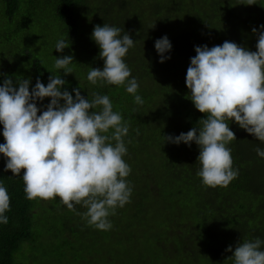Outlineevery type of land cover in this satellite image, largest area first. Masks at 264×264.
Returning <instances> with one entry per match:
<instances>
[{
	"label": "trees",
	"instance_id": "obj_1",
	"mask_svg": "<svg viewBox=\"0 0 264 264\" xmlns=\"http://www.w3.org/2000/svg\"><path fill=\"white\" fill-rule=\"evenodd\" d=\"M241 2L0 0V45L17 46L12 52L0 49V86L6 77L17 88L20 80L29 79L31 91L37 77L47 85L50 75L61 76L65 80L61 91L75 97L73 89L80 88L89 101L93 93L108 95L118 112L117 98L135 101L126 86L92 84L87 79L92 68L104 65L93 29L108 24L121 28V37L128 33L134 40L124 61L131 69L129 79L135 77L139 84L136 95L144 101L138 114L126 106L120 109L129 121L123 159L131 168L126 180L132 194L129 203L108 217L110 230L88 225L81 215L84 207L69 210L59 197L27 199L23 170L19 176L5 171L6 158L0 153V184L10 196L8 222L0 223V264H15L21 244L29 245L40 235L67 264H234L232 252L226 251L229 246L234 251L238 242L264 241V158L256 153L257 147L264 149V142L226 121L236 135L227 147L238 176L227 187L213 188L196 175L201 167L199 146L194 141L191 146L167 142L165 137L199 128V120L206 118L195 108L186 86L196 46L211 48L230 41L256 51L258 32L264 31L260 28L264 0L253 5ZM35 7L46 8L50 18L34 19ZM165 35L172 48L165 53L170 59L161 63L154 45ZM62 38L69 46L61 53L55 45ZM23 52L28 61H15L13 53ZM65 55L73 56L68 66L73 73L67 75L55 68L57 57ZM50 99L37 101L38 115ZM2 131L0 125V143L5 142Z\"/></svg>",
	"mask_w": 264,
	"mask_h": 264
},
{
	"label": "clouds",
	"instance_id": "obj_2",
	"mask_svg": "<svg viewBox=\"0 0 264 264\" xmlns=\"http://www.w3.org/2000/svg\"><path fill=\"white\" fill-rule=\"evenodd\" d=\"M253 5L256 0H242ZM264 29V25H260ZM122 29L104 24L96 25L92 38L100 48L103 68H92L87 79L110 85H125L134 96L135 103L143 104L136 95L139 84L131 76V69L124 61L134 40ZM257 33V29H252ZM67 44L60 39L55 45L63 52ZM160 62L170 59L165 53L172 45L165 35L155 41ZM196 55L190 58L186 73V86L195 108L206 114L199 120L201 127H193L178 136H165L167 142L199 146L201 167L196 175L207 187H227L238 176L232 167L231 149L227 145L236 139L226 121H234L241 128L264 142V31L258 32L256 51H250L235 42L209 48L196 46ZM73 56L57 57L55 68L64 74L73 73L68 67ZM127 82V83H126ZM65 80L61 76H49L47 85L36 79L29 89L30 80L22 79L19 87L6 77L0 86V125H3L4 143L0 153L6 158L5 171L19 176L23 170L26 198L50 200L59 197L69 210L76 205L86 209L82 218L98 230L112 228L108 217L115 215L117 207L130 202L132 188L126 177L131 168L124 161L127 153L124 137L129 125L119 112L113 111L108 95L93 93L89 101L81 95L80 88L73 89L75 97L61 89ZM50 97L41 114L37 101ZM63 101V103H61ZM95 109H98L96 111ZM114 131L109 133V130ZM137 134H139L137 130ZM115 143H112V142ZM130 143V141H129ZM264 158V149L256 148ZM10 209L7 188L0 184V223L6 224L5 212ZM264 241L237 243L232 252L234 264H264Z\"/></svg>",
	"mask_w": 264,
	"mask_h": 264
},
{
	"label": "rangeland",
	"instance_id": "obj_3",
	"mask_svg": "<svg viewBox=\"0 0 264 264\" xmlns=\"http://www.w3.org/2000/svg\"><path fill=\"white\" fill-rule=\"evenodd\" d=\"M37 15L34 17V19H41V20H48L50 18V13L48 10L44 7H35ZM1 39V37H0ZM26 39H24L25 43ZM8 43V42H7ZM23 43V44H24ZM17 46H9L8 44H2L0 45V49H8V51L12 52L13 48H16ZM27 52L23 53H13L15 56V61H24L27 62L28 60L25 57V54ZM11 56L4 57L5 61L9 59ZM4 62V61H3ZM115 105L118 108V112L121 114L123 118V122L125 121L129 123L125 119V116L121 113L122 108L125 109V106L127 107L128 111L133 113V114H138L139 109H140V104L135 103V101H130L128 99L121 98V99H116ZM117 112V111H115ZM34 239V236L32 237ZM29 245L27 243H22L20 250L15 254L16 262L15 264H67L63 260L65 256L62 255H56L51 251L50 247V242L47 237H41L38 236L34 241L31 240L29 241ZM87 247V244H83V247ZM81 248V250H82ZM50 255V257H48ZM56 260H61L60 262H57ZM106 260H104V263ZM106 264V263H105Z\"/></svg>",
	"mask_w": 264,
	"mask_h": 264
}]
</instances>
